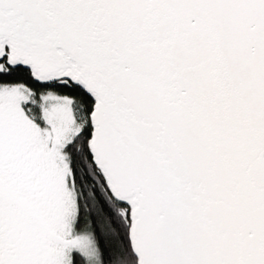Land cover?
Wrapping results in <instances>:
<instances>
[{
    "label": "snow or ice",
    "instance_id": "obj_1",
    "mask_svg": "<svg viewBox=\"0 0 264 264\" xmlns=\"http://www.w3.org/2000/svg\"><path fill=\"white\" fill-rule=\"evenodd\" d=\"M0 264H264V0H0Z\"/></svg>",
    "mask_w": 264,
    "mask_h": 264
}]
</instances>
